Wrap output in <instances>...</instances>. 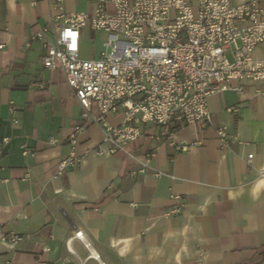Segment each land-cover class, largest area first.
Masks as SVG:
<instances>
[{
	"label": "crops",
	"instance_id": "1",
	"mask_svg": "<svg viewBox=\"0 0 264 264\" xmlns=\"http://www.w3.org/2000/svg\"><path fill=\"white\" fill-rule=\"evenodd\" d=\"M53 2L0 0V141L8 139L0 157V228L25 236L15 244L0 241V264H264V93L254 94L258 85L209 97L211 126L182 124L160 142L158 127L140 125L141 135L125 151L109 154L101 126L80 118L63 73L42 67L41 43L31 38L48 26ZM96 2L62 0V7L90 12ZM80 33V58H97L102 49L84 57L82 43L105 33ZM253 56L264 57V43ZM119 121V115L106 117ZM76 127L77 165L57 174ZM219 127L235 141L221 147ZM149 152L145 173L132 176ZM175 196L184 209L162 217Z\"/></svg>",
	"mask_w": 264,
	"mask_h": 264
},
{
	"label": "built area",
	"instance_id": "2",
	"mask_svg": "<svg viewBox=\"0 0 264 264\" xmlns=\"http://www.w3.org/2000/svg\"><path fill=\"white\" fill-rule=\"evenodd\" d=\"M96 1L90 12H66L62 0H54L48 26L31 38L41 43L42 67L63 73L82 109L80 118L101 126L107 153L125 151L141 135L140 125L158 127L156 139L160 142L167 141L175 126H211L208 99L216 93L232 90L242 94L248 83L258 85L255 95L264 93V57L253 56L264 43V0ZM109 4L112 10H108ZM84 28L106 35L97 58L79 56ZM48 31L51 37L46 36ZM93 107L96 113H92ZM228 110L235 112L236 108ZM108 115H119L120 121L108 123ZM78 130L76 127L68 137L72 150L58 164L57 174L77 165L79 156L73 147ZM216 137L221 147L235 141L223 127L216 129ZM7 141H0V157ZM180 148L185 150L184 145ZM153 155L149 152L146 161L130 174L145 173ZM251 157L250 153L246 160ZM29 177L26 171L24 180ZM174 199L162 217L178 215L184 209L183 199ZM24 237L0 228V241L15 244Z\"/></svg>",
	"mask_w": 264,
	"mask_h": 264
},
{
	"label": "rangeland",
	"instance_id": "3",
	"mask_svg": "<svg viewBox=\"0 0 264 264\" xmlns=\"http://www.w3.org/2000/svg\"><path fill=\"white\" fill-rule=\"evenodd\" d=\"M113 5L109 4L108 10H112ZM92 40H90L88 37L85 38L84 42L82 43L81 47V53L84 57H92L93 55L97 54L100 49H102V43L105 40V37L101 33H97L95 36L91 35ZM228 58L230 59V56L228 55Z\"/></svg>",
	"mask_w": 264,
	"mask_h": 264
},
{
	"label": "trees",
	"instance_id": "4",
	"mask_svg": "<svg viewBox=\"0 0 264 264\" xmlns=\"http://www.w3.org/2000/svg\"><path fill=\"white\" fill-rule=\"evenodd\" d=\"M176 128H178L177 126H175V127H173L171 130L173 131V130H175Z\"/></svg>",
	"mask_w": 264,
	"mask_h": 264
}]
</instances>
